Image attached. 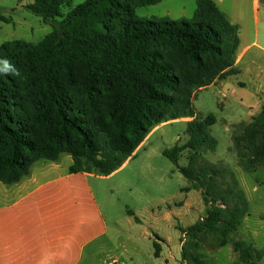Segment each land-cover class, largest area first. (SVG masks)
Returning <instances> with one entry per match:
<instances>
[{
    "label": "trees",
    "instance_id": "trees-1",
    "mask_svg": "<svg viewBox=\"0 0 264 264\" xmlns=\"http://www.w3.org/2000/svg\"><path fill=\"white\" fill-rule=\"evenodd\" d=\"M18 1H28L25 8L53 31L36 45L16 40L0 46V59L19 73L0 74V183H18L35 163L57 162L63 154L73 159L70 173L108 177L154 128L189 119L188 141L163 155L190 183L187 191H201L209 209L183 232L195 247L201 234L215 236L222 248L231 242L249 216V201L233 171L203 159L217 148L210 132L215 119L198 118L193 100L197 91L239 74L238 26L214 0H196L192 22L137 18V8L164 0ZM0 21L10 22L1 12ZM232 141L239 167L249 174L264 169V105L236 128ZM186 152L189 164L180 167ZM232 245L246 264L263 258L245 241Z\"/></svg>",
    "mask_w": 264,
    "mask_h": 264
},
{
    "label": "rangeland",
    "instance_id": "rangeland-1",
    "mask_svg": "<svg viewBox=\"0 0 264 264\" xmlns=\"http://www.w3.org/2000/svg\"><path fill=\"white\" fill-rule=\"evenodd\" d=\"M231 23L239 28L241 51L250 49L240 63L239 74L217 80L207 89L197 91L193 105L201 120L215 119L210 132L217 141L214 152L203 159L210 164L227 168L235 173L249 201V216H245L225 247H220L213 235L201 234L196 240L183 232L204 219L209 205L200 190L191 189L190 183L177 166L163 152L176 144L188 141L184 119L161 124L154 128L138 152L125 166L106 179L93 178L95 195L109 226L112 252L102 256L109 264L113 257H123L129 264H246L234 251L232 241H245L264 252V169L249 174L238 165L232 135L241 124H247L261 112L264 105V0L256 22L252 0H214ZM28 1L0 0V12L10 22L0 21V46L12 41L39 44L53 28L29 12ZM81 3L76 1L73 7ZM71 9H66V12ZM196 0H164L155 5L137 8L142 20L192 22ZM254 43V44H253ZM238 71V70H237ZM190 152L182 155L179 166L187 167ZM71 156L61 157V170L71 163ZM230 182V177H227ZM157 238L161 240L160 244ZM155 243L162 251L155 255ZM188 257L183 259V252ZM133 258L134 260H132ZM258 264H264V255Z\"/></svg>",
    "mask_w": 264,
    "mask_h": 264
},
{
    "label": "crops",
    "instance_id": "crops-1",
    "mask_svg": "<svg viewBox=\"0 0 264 264\" xmlns=\"http://www.w3.org/2000/svg\"><path fill=\"white\" fill-rule=\"evenodd\" d=\"M252 5L259 22L261 2L252 0ZM251 46L241 51L240 42L235 65L239 72ZM61 157L57 162L35 163L30 174L18 183H0V264L105 263L102 256L112 252L113 236L109 238V226L92 179L112 177L131 158L110 176L102 177L70 173L73 159L62 171ZM157 241L160 244L161 240ZM109 264L129 263L115 256ZM151 264L157 263L153 260Z\"/></svg>",
    "mask_w": 264,
    "mask_h": 264
},
{
    "label": "clouds",
    "instance_id": "clouds-1",
    "mask_svg": "<svg viewBox=\"0 0 264 264\" xmlns=\"http://www.w3.org/2000/svg\"><path fill=\"white\" fill-rule=\"evenodd\" d=\"M0 74H19L11 62L7 59H0Z\"/></svg>",
    "mask_w": 264,
    "mask_h": 264
}]
</instances>
